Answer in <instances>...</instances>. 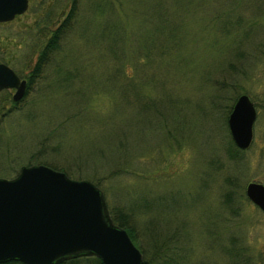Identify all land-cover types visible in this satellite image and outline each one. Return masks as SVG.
Segmentation results:
<instances>
[{"label": "rangeland", "instance_id": "rangeland-1", "mask_svg": "<svg viewBox=\"0 0 264 264\" xmlns=\"http://www.w3.org/2000/svg\"><path fill=\"white\" fill-rule=\"evenodd\" d=\"M72 1L28 0L1 22L0 61L28 79ZM75 2L22 98L0 90V177L45 164L96 182L155 264L164 241L172 264H264V212L245 194L264 183V0ZM241 93L253 136L230 158Z\"/></svg>", "mask_w": 264, "mask_h": 264}, {"label": "water", "instance_id": "water-1", "mask_svg": "<svg viewBox=\"0 0 264 264\" xmlns=\"http://www.w3.org/2000/svg\"><path fill=\"white\" fill-rule=\"evenodd\" d=\"M0 6V21L27 8V0ZM10 3V4H9ZM14 88L12 99L25 93L26 79L0 61V90ZM256 108L241 93L228 115L236 146L252 140ZM245 193L264 211V184L247 182ZM93 255L103 264H150L116 224L102 189L87 178H73L45 164L22 165L12 177H0V263L58 264L68 258Z\"/></svg>", "mask_w": 264, "mask_h": 264}, {"label": "trees", "instance_id": "trees-1", "mask_svg": "<svg viewBox=\"0 0 264 264\" xmlns=\"http://www.w3.org/2000/svg\"><path fill=\"white\" fill-rule=\"evenodd\" d=\"M158 6L160 7V4H158ZM75 8H76V2H75V0H73L72 1V4H71V6H70V8H69V11H68V15H67V18L64 20H62V22L61 23H59L58 25H57V27L53 30V32H52V35L50 36L51 38L48 40V42L46 43V45L43 47V49L41 50V52H40V55H39V57H38V59H37V61L35 62V64H34V66H33V68H32V70L30 71V75L28 76V79H27V89L29 88V85L31 84V82L34 80V77L36 76H38L39 75V73L41 72V69L43 68V65H44V59H43V56L45 55V57H46V55H47V53L49 52V51H51L52 49H55L56 47H57V45H58V39H59V37H60V33H61V30L63 29V27H64V23L69 19V17L73 14V12L75 11ZM160 11V13H162V10L159 8L158 9V12ZM159 21H161V23H160V26H161V28H162V31H163V28L165 27L164 26V22L163 21H167V19L165 18V16H163V14H161V15H159ZM180 30V27H179V25H176L175 26V28H174V31L177 33L178 31ZM40 56H41V58H40ZM44 57V58H45ZM27 92V91H26ZM239 152H241V150L240 149H238L233 143H232V146H231V148H229L228 149V155H229V157L230 158H232V157H234V158H236L237 156V153H239ZM229 182H230V185H227L226 186V191H225V193H224V197H225V200L226 201H229L228 203H230V201H232L231 199L233 198V194H234V184H235V181H233V180H229ZM94 183H96V182H94ZM231 183H232V185H231ZM97 184V183H96ZM97 185H99V184H97ZM231 186V187H230ZM233 186V187H232ZM109 211H110V214H111V216H112V219L114 220V222L115 223H117L118 225H120V226H122V227H124L127 231H128V233H129V235H130V237L132 238V240H133V238H134V236H133V233H132V229L125 223V221L124 220H122L121 218H118L114 213H113V211L112 210H110L109 209ZM164 243H165V245H164V247H163V250H162V252H161V258L163 259V260H165L166 261V263L167 264H169V263H173L174 262V260H173V253H172V250H169V247H171L170 246V241H164ZM240 249H242V248H240ZM234 251V253L235 254H237V252L236 251H239L238 249H233ZM77 258H79V257H75V258H70V259H67V260H64V261H62V262H60V263H58V264H61V263H63V262H66V261H69V260H75V259H77ZM96 259H97V261L100 263V264H103L102 262H101V260L98 258V257H96ZM13 261H15V262H19V261H17V260H11V261H7V262H3V263H0V264H10V263H14ZM149 261H150V263L151 264H155L154 262H153V257L151 256L150 258H149Z\"/></svg>", "mask_w": 264, "mask_h": 264}, {"label": "flooded vegetation", "instance_id": "flooded-vegetation-1", "mask_svg": "<svg viewBox=\"0 0 264 264\" xmlns=\"http://www.w3.org/2000/svg\"><path fill=\"white\" fill-rule=\"evenodd\" d=\"M10 1H14V0H10ZM8 2L9 1H7V0H0V6H2V5H7L8 4ZM27 3H28V0H27ZM10 4V3H9ZM1 22H4V21H0V23ZM13 90V89H12Z\"/></svg>", "mask_w": 264, "mask_h": 264}]
</instances>
